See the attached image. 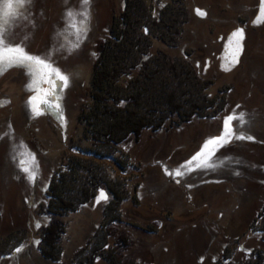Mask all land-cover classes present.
I'll return each instance as SVG.
<instances>
[{"label": "rangeland", "instance_id": "obj_1", "mask_svg": "<svg viewBox=\"0 0 264 264\" xmlns=\"http://www.w3.org/2000/svg\"><path fill=\"white\" fill-rule=\"evenodd\" d=\"M9 2L0 29L67 83L0 63V264H264L261 0H88L79 34L80 0ZM59 197L75 209L46 249Z\"/></svg>", "mask_w": 264, "mask_h": 264}, {"label": "snow or ice", "instance_id": "obj_2", "mask_svg": "<svg viewBox=\"0 0 264 264\" xmlns=\"http://www.w3.org/2000/svg\"><path fill=\"white\" fill-rule=\"evenodd\" d=\"M81 2V7L83 11L77 13L73 12L72 10H67L64 13V19H65V30L67 28H72L74 31L77 32V34L81 33L84 28L86 27L87 24V5H88V0H80ZM30 3V0H15V7L17 9L23 8L25 4ZM13 3L10 2L6 5L8 9L13 8ZM261 10L264 11V0H261ZM13 14H18V13H13ZM202 14V13H201ZM79 16L80 19L77 21L76 17ZM237 33H240L241 30L237 29ZM8 46H5V45ZM75 47V45H74ZM5 59H7L10 63L9 66H17V67H25L29 69V75H33V69L39 68L41 72L43 73L44 71H47L49 73H52L56 76L57 79L60 81H63L65 84L67 83V77L62 75L61 72L58 69L52 68L50 64H46L44 60H42L39 57L29 55L25 52L24 47L21 45H14V42L12 41V38L9 34H7L6 29H0V63H2ZM43 78V76H42ZM30 101L35 99V97H30ZM36 114H39L37 111ZM245 113L240 112L238 115L233 116L230 115L225 118L224 124H225V129L226 131L222 132L219 137L212 138L210 140H207L205 142V145H217L226 142L225 137L227 139H232V132H231V125L230 121L232 120H238L240 124H244ZM236 139H244L245 137L242 136H237L235 137ZM247 139L251 140L253 139L251 136L246 137ZM200 153H197L196 156H199ZM208 155H211V152L208 153ZM196 157H193L195 159ZM27 171V169H24ZM34 173L29 175V179L32 178ZM179 175V173H177ZM102 195V194H101ZM106 199V197H105ZM20 249H16L15 251H19Z\"/></svg>", "mask_w": 264, "mask_h": 264}, {"label": "trees", "instance_id": "obj_3", "mask_svg": "<svg viewBox=\"0 0 264 264\" xmlns=\"http://www.w3.org/2000/svg\"><path fill=\"white\" fill-rule=\"evenodd\" d=\"M99 63L94 62L92 66V79H91V88L92 91L90 93V96L92 97V100H94L97 104H102L103 106L106 104L105 97H104V86H105V80L108 78V73H105V70H101L100 67H98ZM97 68L99 70H97ZM110 77V76H109ZM120 124V125H119ZM147 123L141 122L138 120L137 122L134 120H119L115 119L114 122L107 128H105V133L110 134L111 131L116 132V131H122L125 126L129 128L133 134H139L140 130L146 125ZM124 126L122 130H120V127ZM104 132V131H103ZM52 204L54 206V210H49L51 211H56L54 214L53 212V220L49 222V224L42 229V233L44 234V242L46 243V249L54 247V244L57 239L62 235L64 231V221L61 218L63 212L66 209H69L70 211H74L73 203L69 201H65L63 198H54L52 200ZM48 212V210H47ZM41 255L46 258L53 260L54 259V254L48 250H41ZM51 257V258H50Z\"/></svg>", "mask_w": 264, "mask_h": 264}]
</instances>
